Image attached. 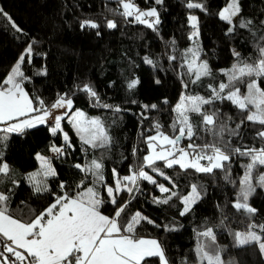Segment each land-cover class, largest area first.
I'll return each mask as SVG.
<instances>
[{
    "label": "trees",
    "instance_id": "obj_1",
    "mask_svg": "<svg viewBox=\"0 0 264 264\" xmlns=\"http://www.w3.org/2000/svg\"><path fill=\"white\" fill-rule=\"evenodd\" d=\"M133 2L143 10L157 8L161 20L157 30L135 23L132 18L125 20L119 14L123 9L117 0H0V8L7 14L0 15V82L31 44V63L25 56L22 66L25 75L31 78L24 84L30 95L43 99L48 106L56 101L58 94L67 93L73 100V112L78 109L88 117H99L113 140L110 150H93L82 143L73 126L65 120L62 124L70 135L71 147L65 146L62 133L52 136L48 124L28 129L23 134H7L8 139L0 145V151L4 161L14 170L13 178L18 185L5 180L0 184V190L10 194V206L15 215L28 219L29 209L37 213L42 211L54 202L56 195L61 194L60 182L66 185L65 190L69 192L80 191L77 186L82 182L86 187L93 186L92 175L80 171L75 165L100 159L101 152L104 153L105 182L114 186L113 169L121 177L129 175L130 169L134 170L148 154L144 137L155 135V123L159 122L161 131L169 136L178 134L171 126L176 115L173 109L182 95L207 97L209 83L215 86L226 82L227 78L221 70L229 69L237 62L234 51L240 53V60L248 63L259 59L257 45L264 46L261 39L264 36V24L261 23L264 21V0H239L241 11L234 22L238 24L243 19L254 23L251 30L237 27L232 33H228V23L218 16L228 0H192L203 3L207 11L188 9V0H164L161 5L155 4L154 0ZM190 15H196L199 21L200 59L206 60L213 72L212 78L205 77L198 84H191L187 76L182 77L184 69L178 67L182 54L194 47L189 39L192 32L188 19ZM85 20L93 21L99 27L81 28V22ZM109 20L114 21L117 27L108 28ZM13 23L22 31L18 32ZM172 55L177 57L176 61L169 60ZM145 57L155 61L156 67L145 63ZM42 69H46L47 75L36 74ZM133 78H139L140 84L130 91L127 83ZM157 80L160 82L156 83ZM185 83L189 84L187 89L183 87ZM85 84L91 85L98 93L100 104L118 106L121 111L114 112L96 104L81 90ZM241 91L246 89L241 87ZM144 105L149 108L145 109ZM151 105H156V108H151ZM218 107L222 118L231 117L230 120L225 119L229 128L240 122L241 116L230 102ZM192 120L196 123L199 117L193 114ZM259 127L246 123L240 129L241 136L225 133L223 140L230 141L232 147H264V141L255 134ZM212 140L210 134H204V140H197L196 143ZM187 143V139H182L180 146L184 147ZM53 144L65 147L63 156L56 157L50 151ZM133 149L136 150L135 155ZM37 154L51 159L58 173L57 177L47 178L49 191L40 194L34 192L27 179L29 173L39 167ZM157 163L173 178L177 185L174 190L180 195H187L191 184L203 186L206 195L202 193L203 198L188 214L181 216L183 205L179 199L173 197L168 204L157 203L167 194L161 193L156 185L139 181V191L119 195L118 202L131 201L125 214H122V221L137 212L154 221V224L142 221L137 227V235L160 241L169 264H199L195 252L197 232L209 227L216 234L217 245L223 249L221 255L225 264L229 261L231 264H264V254L257 245L234 246L233 233L248 231L250 222L264 224V189L257 187L249 197V204L257 209L251 220L232 206L240 187V178L244 175L243 165L249 163L248 158L233 155L230 167L235 184L225 181L219 170L215 175L196 173L191 169L186 173L178 166L169 169L163 167V162ZM145 170L150 172L147 168ZM258 170L264 172V166ZM150 174L158 183L172 187L164 177ZM255 176L254 172V184ZM99 190L103 192L102 187ZM103 195L107 200V194ZM115 207L105 203L101 211L112 216ZM166 226L176 230L168 231ZM252 230L264 236L259 228ZM149 259L151 264H158L156 258Z\"/></svg>",
    "mask_w": 264,
    "mask_h": 264
},
{
    "label": "snow or ice",
    "instance_id": "obj_2",
    "mask_svg": "<svg viewBox=\"0 0 264 264\" xmlns=\"http://www.w3.org/2000/svg\"><path fill=\"white\" fill-rule=\"evenodd\" d=\"M117 2L123 9L119 14L125 20L132 18L135 23L157 30V26L161 23L157 8L143 10L133 0H117ZM154 2L161 5L164 0H154ZM186 7L207 11L203 3L192 0H188ZM240 11L239 0H228L226 6L219 11V18L229 25L228 33L234 32L237 27L251 30L254 23L251 20L241 19L238 24L234 22ZM0 15L7 16L2 8ZM188 19L192 28L189 39L193 41L194 47L182 54V61L178 67L184 69L181 73L182 77L187 76L191 84H198L202 83L205 77L212 78L213 72L208 62L200 59L198 17L190 15ZM261 23L264 24V21ZM12 26L18 32L22 31L14 23ZM80 26L93 29L99 27L97 23L89 20L81 22ZM107 27L116 28L117 24L109 20ZM261 39L264 40V36ZM172 44L174 47L175 42L173 41ZM257 47L260 55L255 63L240 60V53L234 51L233 55L238 58L237 62L231 68L221 70L227 78L226 82H219L215 86L209 83L207 97L182 95L173 109L176 115L171 126L173 132L178 134L169 136L161 131L162 126L159 122L155 123L153 125L155 135L144 137L148 154L143 156L134 170L130 169L129 175L121 177L113 169L114 186L105 182L104 153L101 152L100 159L94 158L85 165H75L80 171L92 175L93 186L86 187L82 182L77 186L80 191L69 192L65 190L66 185L60 182L61 194L56 195L54 202L39 213L29 209L28 219L14 214L10 206V194L0 190V264H151L149 258H156L158 264H169L160 241L137 235V227L142 221L149 224L155 222L139 212L122 221V214H125V209L131 201L118 202L119 195L122 192L132 194L134 191H139L138 182L147 181L156 185L161 193L167 194L163 199H158L157 203L168 204L173 197L179 199L183 205L180 215L183 216L203 198L202 193L206 195V189L191 184L190 192L187 195H180L174 190L177 185L173 178L168 176L157 162H163V167L169 169L178 166L186 173L191 169L196 173L215 175L219 170L223 173L225 181L235 184L231 179L230 167L233 155L248 158L249 163L243 165L244 175L240 178V187L232 206L251 220L257 209L249 204V197L255 193L257 187L264 189V172L258 170L264 166V147H232L230 141L223 140V136L228 133L229 136L239 137L241 127L250 123L260 126L255 134L264 141V87H261L264 83V46L257 45ZM32 53L33 48L30 44L7 77L0 82V125H3L0 127V133L4 134L0 135V145L5 143L9 133L23 134L37 125L48 124L52 136L62 133L65 146L71 147L70 137L64 132L61 123L67 117L84 145L93 150H110L113 140L103 120L99 117H88L78 109L73 112V100L67 93L58 94L56 101L48 106L43 99L30 95L24 84L31 78L25 75L22 66L25 56L29 57L28 63H31ZM169 60L176 61L177 57L169 56ZM145 63L153 68L156 67V62L147 57ZM36 74L47 75V71L42 69ZM139 84V78H133L128 81L127 88L130 91L135 90ZM188 86V83L183 85L185 89ZM241 87L246 91L242 92ZM81 90L101 107L112 109L114 112L121 111L118 106L100 104V97L91 85L85 84ZM224 102H230L241 116L240 122L234 128H229L225 123V119L230 120L231 117L222 118L218 105ZM143 107L149 108L148 105ZM151 108H156V105H151ZM58 109L65 111L60 115H54V110ZM193 114L199 117L196 123L192 120ZM141 116L147 119L144 113H141ZM204 134H210L213 140L196 143L197 140H204ZM182 139L189 141L184 147L180 146ZM50 151L56 157H61L64 155L65 147L53 144ZM135 152L136 150L133 149V155ZM36 159L40 161V171L29 174L27 179L32 184L34 192L40 194L49 191L47 178L57 177L58 173L48 157L37 154ZM146 168L151 173L164 177L172 187L158 183L154 175L145 170ZM13 172L14 170L3 159V152L0 151V184L8 180L13 185H18V181L13 178ZM99 187L103 188V192ZM10 191L9 189L8 192ZM103 193L107 194V200ZM105 203L116 206L114 215H105L101 211ZM255 228H259L260 232L264 233V224L256 225L251 222L248 231L233 233L234 246L244 247L255 244L261 254H264V236L252 230ZM166 230L176 229L166 226ZM222 251L223 249L216 243V234L212 228L197 232L195 252L199 264H225ZM228 264H231V261Z\"/></svg>",
    "mask_w": 264,
    "mask_h": 264
},
{
    "label": "rangeland",
    "instance_id": "obj_3",
    "mask_svg": "<svg viewBox=\"0 0 264 264\" xmlns=\"http://www.w3.org/2000/svg\"><path fill=\"white\" fill-rule=\"evenodd\" d=\"M64 111H65L64 109L54 110L53 114H54V115H60V114H62ZM50 122H51V120H50ZM62 122H63V121H62ZM62 122H61V123H62ZM64 122L72 126V124L69 123V120H68L67 117L65 118V121H64ZM62 127H63L64 132H67V133H68V131H67V130L65 129V127H64V124H62ZM73 129H74V128H73ZM74 131H75V129H74ZM75 132H76V131H75ZM69 137H70V135H69ZM38 164H39V167H38L37 169H35L34 171H32L31 173H38V172L40 171V161H39V160H38ZM31 173H29V174H31ZM38 179H40V177H38ZM28 183H29L30 185H32L29 181H28Z\"/></svg>",
    "mask_w": 264,
    "mask_h": 264
},
{
    "label": "crops",
    "instance_id": "obj_4",
    "mask_svg": "<svg viewBox=\"0 0 264 264\" xmlns=\"http://www.w3.org/2000/svg\"><path fill=\"white\" fill-rule=\"evenodd\" d=\"M49 123H51V122L49 121ZM44 125H46V124H44ZM38 126H41V125H37L36 127H38ZM0 127H3V125H0Z\"/></svg>",
    "mask_w": 264,
    "mask_h": 264
}]
</instances>
